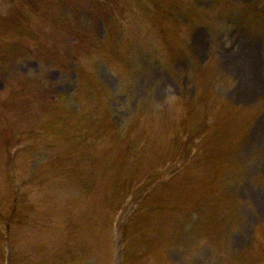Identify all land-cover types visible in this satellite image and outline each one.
<instances>
[{
    "label": "rangeland",
    "instance_id": "1",
    "mask_svg": "<svg viewBox=\"0 0 264 264\" xmlns=\"http://www.w3.org/2000/svg\"><path fill=\"white\" fill-rule=\"evenodd\" d=\"M30 3L0 0V264H264V0ZM230 142L215 239L192 184Z\"/></svg>",
    "mask_w": 264,
    "mask_h": 264
}]
</instances>
